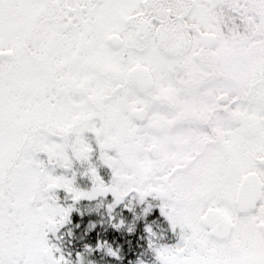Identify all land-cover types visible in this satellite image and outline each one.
<instances>
[{"label": "snow or ice", "instance_id": "1", "mask_svg": "<svg viewBox=\"0 0 264 264\" xmlns=\"http://www.w3.org/2000/svg\"><path fill=\"white\" fill-rule=\"evenodd\" d=\"M60 189L158 197L157 264H264V0H0V264H73Z\"/></svg>", "mask_w": 264, "mask_h": 264}, {"label": "trees", "instance_id": "2", "mask_svg": "<svg viewBox=\"0 0 264 264\" xmlns=\"http://www.w3.org/2000/svg\"><path fill=\"white\" fill-rule=\"evenodd\" d=\"M75 187L91 191V176L82 174ZM71 195L65 190L61 194L62 205L71 204L73 207L68 222L57 233L59 239L53 237L52 240L73 264H77L79 259L77 253L82 256V264L153 263L156 260L153 249L149 247V239L164 245H171L177 240V231L171 229L169 221L160 212L161 201L152 196L144 200L122 201L109 212L108 205L114 200L111 193L83 197L79 201H73ZM126 204L128 208H125ZM149 207L151 210L145 212ZM121 220L124 223L119 228L115 227ZM148 227L156 236L147 231ZM105 241V247H97L98 243ZM107 246L117 250L119 258L111 256Z\"/></svg>", "mask_w": 264, "mask_h": 264}, {"label": "rangeland", "instance_id": "3", "mask_svg": "<svg viewBox=\"0 0 264 264\" xmlns=\"http://www.w3.org/2000/svg\"><path fill=\"white\" fill-rule=\"evenodd\" d=\"M113 158L119 159L118 156H114ZM91 165H93L97 168L98 174L103 178L105 183L110 184L112 182V170L107 165L103 164V162L98 158V152L93 154V156L91 158ZM88 167H89L88 161H85L83 163L77 161V162H74L73 168L71 170L57 169V174L63 173L65 175L72 176L73 172H75V181H74V186H75L77 179L82 177V174H85ZM149 170H151V169H149ZM86 191H88V190H86ZM63 192H64V190L60 189V190H57L56 194L60 198L61 194ZM149 197H151V196H149ZM152 197H154V196H152ZM137 198H139L137 193H130L123 201L137 199ZM154 198H155V200L160 201V199L158 197H154ZM60 201L61 200L59 199V203H61ZM176 231H177V240L173 244L177 243L179 240V230L177 229ZM173 244H171V245H173ZM143 264H157V262H153V263L143 262Z\"/></svg>", "mask_w": 264, "mask_h": 264}]
</instances>
